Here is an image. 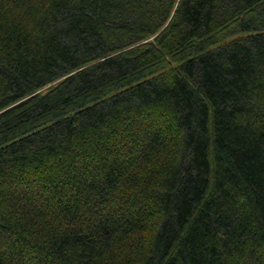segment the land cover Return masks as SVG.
I'll list each match as a JSON object with an SVG mask.
<instances>
[{"label": "trees", "instance_id": "trees-1", "mask_svg": "<svg viewBox=\"0 0 264 264\" xmlns=\"http://www.w3.org/2000/svg\"><path fill=\"white\" fill-rule=\"evenodd\" d=\"M0 264H264V0H0Z\"/></svg>", "mask_w": 264, "mask_h": 264}, {"label": "rangeland", "instance_id": "rangeland-1", "mask_svg": "<svg viewBox=\"0 0 264 264\" xmlns=\"http://www.w3.org/2000/svg\"><path fill=\"white\" fill-rule=\"evenodd\" d=\"M57 82H58V81L53 82V83H51V84H48L47 86L43 87L40 91H41V92H44L48 87H50V86H52V85H55Z\"/></svg>", "mask_w": 264, "mask_h": 264}]
</instances>
